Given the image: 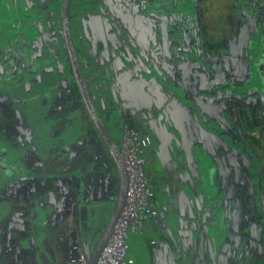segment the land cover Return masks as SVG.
I'll use <instances>...</instances> for the list:
<instances>
[{
  "label": "rangeland",
  "instance_id": "1",
  "mask_svg": "<svg viewBox=\"0 0 264 264\" xmlns=\"http://www.w3.org/2000/svg\"><path fill=\"white\" fill-rule=\"evenodd\" d=\"M49 2L22 0V5L15 2L17 5L11 7L10 0H0V50L3 48L5 54L2 57L0 53V62H6L8 49L15 50L19 57L15 61L19 68L2 74L8 75L5 79L0 76L4 93L0 94V168L7 165L25 172L17 179L14 176L10 184L9 177H3V173L0 176V185L3 182L7 186L0 190V217L5 211L7 214L0 219V264H88L79 241L66 253V242L72 235L70 226H75L76 233L72 231L76 236L88 224L83 211L80 218L76 214L66 227L59 228L58 243L47 232L51 227L32 224L33 219L42 217L43 190L48 186L43 188V181L36 185L34 172H45L49 178L56 170L55 194L47 191L46 195L65 205L60 213L65 214L73 210V203L69 204L70 195L64 194L69 191L63 193L57 188L59 180L61 188L62 184H71L70 174L57 177L58 168L47 169L49 158L53 155L51 159L82 172L90 169L80 157L82 153L72 156L62 152L64 145L73 152V141L88 133L92 121L75 89L76 82L63 67L68 57L63 42L58 44L60 22L51 13ZM157 3L165 8L190 6L196 12L188 16L159 11L153 8ZM73 4L76 50L98 111L103 115L112 104L101 91L102 75L111 82L113 101L124 114L120 126L153 136L151 146L156 147L157 159L161 160V165L155 159L146 168L151 172L158 167L154 176L150 173L158 184L157 197L172 198L169 211L182 233L180 237L175 233L173 239L164 212L156 225L173 244L157 236L153 264H256V260H264V213L255 190L259 181L255 173L261 176L264 187V92L245 97L236 95L234 88L226 93L216 89L227 80L242 85L250 73L253 78L248 81L254 80L264 88L255 69L261 65L260 49L251 45L252 36L260 29L259 42H264V0H191L188 5L183 0H76ZM36 21L46 23L48 37L43 42L45 49L37 54L41 67L37 72L42 74L38 73L35 83L33 75L25 71L29 59L25 36L29 46L41 26ZM28 49L34 52L36 46L31 44ZM27 83L31 84L28 90L23 85ZM49 93L54 96L56 109L50 107L53 100H47ZM48 116L54 122L45 121ZM143 125L148 127L144 129ZM231 126L245 139L256 159L254 165L243 152L229 146V138L228 142L224 140L228 135L239 144ZM201 151L211 156L216 166L211 194L200 186ZM26 176L34 179L25 181ZM78 192L82 194V190ZM69 193L72 198L76 196L71 189ZM103 208L92 212L95 232L102 228L99 222ZM9 218L13 220L6 228ZM153 226H147V232ZM218 230L224 233L223 238ZM44 231L45 239L38 243ZM141 241L139 234L129 233L128 255L148 264ZM59 247L64 257L58 258Z\"/></svg>",
  "mask_w": 264,
  "mask_h": 264
},
{
  "label": "trees",
  "instance_id": "2",
  "mask_svg": "<svg viewBox=\"0 0 264 264\" xmlns=\"http://www.w3.org/2000/svg\"><path fill=\"white\" fill-rule=\"evenodd\" d=\"M183 1H185V3L188 5L189 4V2L191 3V0H183ZM183 6V5H182ZM192 6V5H191ZM155 10H159L160 11V9L161 10H165V11H174V12H184V13H186L188 16H191V15H193V14H195V12H196V10H195V8L194 7H190V6H186L185 8H183V9H181V8H179V7H167V8H165V7H161V6H159V4L157 3V4H155L154 5V7H153ZM74 10V9H73ZM35 15H36V20H38V12L37 13H34ZM71 15H72V17L74 16V13L73 12H71ZM262 32H263V29L261 30L260 29V31H258V33H255L252 37V43H251V45L252 46H254V47H258L259 49H260V60H261V65H257L256 66V68L255 69H257L258 71V74H257V78H259L260 79V82H264V42L261 44L260 42H259V40H260V36L262 35ZM71 34H72V37H73V39H74V36H75V34L71 31ZM26 36H28V35H26ZM250 45V46H251ZM77 55H78V58H79V60H80V57H79V54L77 53ZM189 55V54H188ZM191 55V54H190ZM40 59V58H39ZM41 59H43L44 60V58H41ZM42 60V61H43ZM148 61V60H147ZM37 62V61H36ZM80 62V61H79ZM149 62V61H148ZM38 67H40L38 64H36ZM263 65V66H262ZM44 67V66H43ZM41 68V67H40ZM66 68L68 69V71H69V76L70 77H72V79L75 81V78H74V74H73V70H72V66H71V63H70V60L68 59V64L66 65ZM248 68H249V66H248ZM39 69V68H38ZM37 69V70H38ZM67 71V72H68ZM40 72V71H39ZM66 72V73H67ZM249 72H250V68H249ZM251 74V73H250ZM250 74H249V76L246 78V80L243 82V84L242 85H239V84H236V82L234 81V80H227V82L225 83V84H221V86H219V87H216V89L218 88V89H220V90H222L224 93H226V91H230V92H232L231 91V89H233L234 88V90L237 92L236 93V95H243V96H245V97H251L252 96V94H253V97H254V95L255 94H263V92H264V88L263 87H261V86H259V85H257L256 84V82L253 80L252 82H249L248 80H250V78H253L252 77V75L250 76ZM255 79V78H254ZM107 79H106V77L105 76H102V75H100V79H99V82L101 83V85H102V87H101V91L102 92H105V96L107 97V96H109L110 97V99H111V107H110V109L109 108H107V109H105L106 111H104L103 112V115L101 114V116H102V118H103V120H104V122H105V125H106V127L108 128V130H109V132L111 133V135L113 136V138L116 140V141H119L121 138H122V135H123V133H124V131L126 130V129H128V128H131V129H135V130H138L137 128H134V127H126V128H124L123 129V127L122 126H120V121L119 120H121L122 119V116L124 115L123 113H121V110L118 108V105L113 101L114 100V93H113V91L110 89L111 88V82L110 83H108L107 81H106ZM234 81V82H233ZM248 81V82H247ZM35 84V83H34ZM110 87V88H109ZM75 89H76V91H78V96H79V98H80V101L83 103V105H84V107H85V110H86V112H88L87 111V109H86V106H85V104H84V101H83V98H82V96H81V94H80V91H79V88H78V86H77V84L75 85ZM217 89V90H218ZM229 89V90H228ZM249 89H251V90H253V91H251V90H249ZM251 91V92H249V91ZM97 92H100V90H96ZM180 91V90H179ZM260 91H262V92H260ZM49 92V91H48ZM218 92V91H217ZM54 93V92H53ZM177 93V92H176ZM90 94H91V92H90ZM181 95H183V93L181 92ZM218 95H219V93H218ZM108 98V97H107ZM47 100H53V102H52V104H51V106L50 107H52V108H54V109H56L57 107H56V103H55V101H54V96L52 95V93H49V96L47 97ZM93 101H94V99H93ZM94 103H95V106H96V108L98 109V104H97V102H95L94 101ZM122 114V115H121ZM114 115V116H113ZM88 116L90 117V120L92 121V119H91V116L89 115V113H88ZM114 117V118H113ZM45 121H48V122H52L53 121V119H52V117H50V116H48V117H45V119H44ZM115 120H116V122H115ZM111 121H113V122H111ZM54 122V121H53ZM146 125V124H145ZM145 125H143V127H144V129H146L147 127L145 126ZM139 131V130H138ZM230 131H232V133L235 135V139L236 140H239L238 141V143L239 144H234L233 142H234V139H230V137L227 135V136H224L223 138H224V140H228V138H229V141L230 142H228V144H229V146H231V147H233L234 149H237L238 150V152H243L244 153V155H246V157H247V160L251 163V164H255L256 163V159H255V157H254V155L252 154V152H250V150H249V148L246 146V141H245V139L244 138H242L241 136H240V134H239V132H237L236 131V129H234V127L233 126H231V128H230ZM140 132V131H139ZM149 132V131H148ZM140 133H143L142 131L140 132ZM143 134H146L147 135V133L146 132H144ZM149 134H151V132L149 133ZM114 135H116V137H117V139L115 138V136ZM150 137H151V139H152V137L153 136H151V135H149ZM101 137V136H100ZM257 144H259V142L258 141H255ZM148 151H149V148L147 149V151H146V158H148V155H147V153H148ZM158 158V157H157ZM198 165H199V171H200V173H201V177H202V183L200 184V186H201V188H203L205 191H206V193H208V194H211V190H213V188H214V186H215V175H216V173H215V168H216V166L214 165V163L213 162H211V156H209L206 152H204V151H201L200 152V154H199V156H198ZM159 164L161 165V163L159 162ZM255 166H257V165H255ZM17 168H18V166H17ZM4 169V170H3ZM3 169H1L0 168V176H2L1 174L3 173V177H9L8 179H9V181H8V184H10V183H14V182H12V181H14V176H16L15 178L17 179L18 177V175L19 174H21V175H25V172H18V171H16V169L14 168V167H10V166H7V165H5L4 166V168ZM2 170V171H1ZM7 172H10V174H8L7 175ZM157 172H159V170H158V167H154L153 169H151V172H149V173H153L152 175L154 176ZM84 172H82V170L80 169H78V171H77V175L79 176V177H81L82 176V174H83ZM27 175H29V171L26 173ZM31 175V174H30ZM255 176H256V180H259L258 181V185H256L254 188H255V190H257L258 191V193L260 194V197H258V201H259V203H261V205H262V200H261V188L264 190V187H263V184H262V179H261V176L260 175H258L257 173H255ZM34 177L37 179V182H36V185H40V180L42 179V177H43V174L41 175V174H39V173H37V172H34ZM2 178V177H1ZM3 179V178H2ZM28 179H34V178H32V176L31 177H28V176H26V178L24 179L25 181L26 180H28ZM155 181L156 180H154V178H151V187H152V189H153V191H154V193H155V201H156V208H157V214L153 217V218H151L149 221H148V224L146 225V228H147V226H153L154 224V226H153V228H150L149 229V232L150 231H152L150 234L147 232V229L145 228V230H144V234H139L140 236H142L141 238H142V242H141V248H142V250L144 251V254L147 256V262H148V264H153V262H152V258H153V250H154V248H155V246H156V242L158 243V238H156L157 236H161L162 237V241H165V242H167V244H170V245H172L173 244V242L171 241V240H169V239H166V237H164V235H163V233H161L158 229V227H157V225H156V223L158 222V221H160L159 219L162 217V215L164 214V212H165V223H166V220L167 221H169L170 222V219H171V217L174 215L172 212H169V211H166V209H164V202H165V200H164V196L163 195H161V198H159L158 199V197H157V192H159L158 191V189H157V186H158V184L156 185V183H155ZM179 182V184H181L180 183V181H178ZM7 186H6V183H3L2 182V184L0 185V190H3V189H1V188H6ZM160 187V186H159ZM48 189V190H47ZM47 189L45 190V191H54L55 190V185H53V183H52V180H50L49 181V185L47 186ZM56 191V190H55ZM45 193V192H44ZM49 206V205H48ZM50 207V206H49ZM100 207V205L99 204H94V205H91L90 206V208H88L87 207V209L84 211V213H83V217L85 218L86 216H88L87 217V219H88V224H86L85 223V225H84V228H82L81 230L83 231H81V230H79L77 233L79 234V237H80V239H79V243H80V246H81V251H82V253L88 258V249L90 248L89 246L90 245H88V244H93V245H96L98 242L97 241H92V240H90L89 238H90V233L92 232V231H94V227H92L91 226V224H93V222H94V218L91 216L92 215V212H94L93 210H95V209H97V208H99ZM40 210H42L41 208H39ZM262 210V209H261ZM262 212H263V210H262ZM6 213V211L1 215V217H0V219H3L7 214H5ZM7 213H8V209H7ZM41 213H42V217H40V220H37V219H39V218H35V219H33V221H32V224H36V225H38L39 227H45V225L42 223V219H43V216H44V214H46V212H45V209H43L42 211H41ZM38 214V213H37ZM79 216V215H78ZM79 218H80V216H79ZM86 219V220H87ZM12 220H13V218L12 219H7L6 221H5V226H6V228H8V226H9V224L12 222ZM82 220V219H81ZM158 220V221H157ZM166 224H168V223H166ZM263 224H264V221H263ZM65 226V225H64ZM66 227V226H65ZM75 227V226H74ZM74 227L73 226H71L70 227V229L72 228V230L74 231ZM59 228H61V227H59ZM51 229V228H50ZM50 229L47 231V232H49L50 231ZM169 230L171 231V236L173 237V239H175V233H176V229L175 230H173V228H169ZM218 232H219V234L221 235L222 234V238H223V236H224V233H221L219 230H218ZM148 233V234H147ZM154 233H156V240L155 239H153L152 237L154 236L153 234ZM215 233H213V235H214ZM38 235H39V233H38ZM89 235V236H88ZM43 236H45V231L43 232V235L42 236H38V238H37V241H38V243L39 242H41V238L39 239V237H43ZM86 237V238H85ZM219 237V236H218ZM145 238V239H144ZM128 240V239H127ZM145 240H146V245H145ZM177 240H178V237H177ZM218 240V239H217ZM22 245H26V242L24 243V244H22ZM68 245V244H67ZM66 245V246H67ZM128 245V244H127ZM86 246H88V247H86ZM126 256H127V258H129V259H131L132 261H133V264H141V263H139V261L137 260V259H135L134 257H132V256H129L128 255V248H127V252H126ZM256 264H264V260H256Z\"/></svg>",
  "mask_w": 264,
  "mask_h": 264
},
{
  "label": "crops",
  "instance_id": "3",
  "mask_svg": "<svg viewBox=\"0 0 264 264\" xmlns=\"http://www.w3.org/2000/svg\"><path fill=\"white\" fill-rule=\"evenodd\" d=\"M93 131L94 130L92 128H90L88 133L84 132L85 135H81L80 137H78L79 139L73 141V143L75 145H74V148H73L74 150L72 153L70 151V148L65 147V145H64V148H62V150H63L62 152H64L67 155L70 153L72 156H76L77 154L80 155V153H82V155H80V157L83 159V161L87 162V165L90 167V169H85L84 173L82 174L81 177H79L77 175L78 170L76 168H74L72 166L63 165V163L60 162L57 158L51 159L53 157V155L49 158V163L47 165L48 166L47 169L49 168V169L53 170V169L58 168L59 175L57 177L61 176L60 173L62 175L70 174L68 177L71 178V180H69V182L71 184H66L64 186L62 184V188H61L60 180H59V188H57V189H63V193L65 192V190L70 192V189H71L72 193L76 194V196L74 198H72L73 195L71 193H69V192L64 193L65 195H70V197L68 199L69 204L71 202L73 203L72 205L74 208H73V210L71 209L72 211L70 210L71 213L68 212L65 214H60L61 212H63L65 205L60 206L61 202H59L55 198H54L55 200L52 199V196L55 194V191L50 192V193H52V196L47 197V195H46L47 191H45V190L47 188H45V187L47 184L49 185V181L52 180L53 185H55V183H57V180L54 181V179H53V177L56 174V170H53L52 173L49 174V178H46L47 174L45 172H43L44 173L43 177L39 181L40 184L43 181V184H44L43 188H45V190H43V193L45 192V195L43 196V205H44L43 209H45L46 214H44L42 221H43L44 225H48L49 227H51V229L48 233H50V235L52 234V237H55L54 239H55L56 243H58V238L60 235L58 233L59 227L64 228L67 224L70 223V221H72L73 217L76 216V214L79 215L81 211H83V213H84V211L87 209V207L90 208V206L94 205V204H99L101 208L104 207L103 213L100 217L101 219L99 222V226L102 228L96 229L97 233L95 231H92L90 233L91 235L89 238L92 241L98 242L100 240L107 224H108V221H109V219L113 213V210L115 208V205H116V201H117V198L119 195V186H120L117 167H116V165H115V163L111 157V154L109 153L108 149L104 145L103 141L99 137L96 138L97 135H95V138H94V132ZM84 147H86V149H84ZM151 148H152V150H151ZM151 148L149 149V154L147 153L148 162L151 163V161L155 160V159L158 160V162H160L161 160L157 159L158 154H157L156 147L151 146ZM113 163H114L115 167H114ZM112 165H113V167H112ZM81 170L83 171V169H81ZM80 178L83 181H82L81 186L79 188H77L76 185H77V182L80 180ZM48 179H49V181L47 183H45ZM78 190H82L81 195L79 194ZM59 192H61V190ZM47 194H49V193H47ZM60 194L61 193H59V195ZM171 200H172V198H171ZM171 200L169 198V199H166L164 202V206L166 205L165 208L167 209V211L170 210L169 205H170ZM49 201H51V203ZM47 203L50 204V207L47 205ZM41 205H42V202H41ZM169 212H171V211H169ZM174 217H175L174 215L171 217L170 222L166 220V223H168L170 228H173V230L176 229L177 230L176 233L179 234L178 236L180 237L182 230L180 229V227L177 224L175 225L174 220H173V219H175ZM51 219L53 220L52 223H51ZM46 220H47V222H46ZM71 226H73V225H71ZM55 230H57V231H55ZM70 232H71L70 235L71 234L72 235L69 237V240L66 242L68 244L66 246V253L68 251H69L68 253H70L71 246L76 245L80 239L78 233L75 236L76 231H74L75 232L74 233L72 230H70ZM151 232L152 231H150V232L148 231L149 234ZM153 235L154 236L152 238L156 240V238H157L156 233H154ZM40 238L43 239L44 236L39 237V239ZM146 243L147 242L145 240V245H146ZM156 244H157V242H156ZM59 248H60V252H59L60 256L58 258H61L63 256V253L61 251V247H59Z\"/></svg>",
  "mask_w": 264,
  "mask_h": 264
},
{
  "label": "built area",
  "instance_id": "4",
  "mask_svg": "<svg viewBox=\"0 0 264 264\" xmlns=\"http://www.w3.org/2000/svg\"><path fill=\"white\" fill-rule=\"evenodd\" d=\"M151 143L148 134L131 128L126 129L118 141L128 174V193L124 210L98 264H133L126 256L128 235L143 234L148 221L157 214L151 175L146 168L145 154Z\"/></svg>",
  "mask_w": 264,
  "mask_h": 264
},
{
  "label": "water",
  "instance_id": "5",
  "mask_svg": "<svg viewBox=\"0 0 264 264\" xmlns=\"http://www.w3.org/2000/svg\"><path fill=\"white\" fill-rule=\"evenodd\" d=\"M18 5H22V0L15 1ZM14 1L11 2L10 6L13 7L17 5ZM71 0H63L62 7V30L64 35V43L65 48L68 53V57L72 66L75 82L79 88L80 94L83 98L86 109L91 116V119L96 126L99 135L101 136L104 145L108 149L111 157L117 167L118 175H119V195L116 201L115 208L113 213L108 221V224L96 244V246L91 249H88V264H98L101 253L104 248L107 246L109 240L111 239L115 226L121 217V214L126 205L127 193H128V174L124 164V160L120 149L118 147V142L113 138L108 128L105 125V122L99 113L98 109L95 106L93 98L89 92L87 83L85 81L83 71L81 68V64L79 62L74 44L73 37L71 34V25H70V8H71ZM15 7V6H14ZM22 7V6H21ZM28 34V33H27ZM26 35V34H25ZM261 200H262V210L264 213V190L261 188Z\"/></svg>",
  "mask_w": 264,
  "mask_h": 264
},
{
  "label": "flooded vegetation",
  "instance_id": "6",
  "mask_svg": "<svg viewBox=\"0 0 264 264\" xmlns=\"http://www.w3.org/2000/svg\"><path fill=\"white\" fill-rule=\"evenodd\" d=\"M47 1V0H46ZM75 2V0H71V8H70V25H71V31L74 33V20H75V15L72 17V15H71V12H73L74 10V2ZM48 6L50 7V8H52L51 9V13H53L54 14V18L57 20H59V25L57 26V29L58 30H60V31H57V38H58V44H61V41L63 42V45H65V43H64V35H63V30H62V26H63V24H62V7H63V0H50V2H49V4H48ZM73 8V9H72ZM74 13V12H73ZM41 19V18H40ZM37 23H40L41 24V26L38 28V30L35 32V34H34V36H33V40H32V42H31V44H34L35 46H36V49H35V51L34 52H32V51H30L29 49H28V47H30L31 46V44H29V46H28V44L27 43H29L30 41L28 40V39H26L28 36H25V52L27 51V53H28V56H29V59H28V61H27V63L25 64V67H26V70L25 71H28L29 72V74H32L33 75V80H34V82L36 83V80L38 79L37 77H38V73L39 72H37L38 70V66H36L37 67V69H35V67H33V64H34V62L37 60V59H39V57H38V55L37 54H41L42 53V51L45 49L44 47L45 46H43L45 43H43L44 41H45V39H47V38H45L47 35H48V30H47V25H46V23L44 22V21H36ZM45 23V24H44ZM37 25V24H36ZM38 33V35L36 36V34ZM41 33V34H40ZM48 37V36H47ZM73 44H74V47H75V50H76V42H75V36H74V39H73ZM28 50H27V49ZM3 48H1V50H0V53L2 54V57L5 55V54H3ZM22 51V50H21ZM9 53L8 54V56L6 55V62H5V60H3V62H0V76L2 77V78H6V76H8V75H6V76H3L2 74H9L10 72L9 71H12V69H17V68H19V66H16L15 67V65H17L16 63H15V61L17 62V60L19 59V57H17V54L15 53V50L14 51H12V50H6L5 51V53ZM76 53H78L79 54V52L76 50ZM15 54V55H14ZM66 55H67V57L69 56L68 55V53H67V51H66ZM31 56V57H30ZM78 56V55H77ZM79 57H81L80 56V54H79ZM68 59H69V57H68ZM79 59V58H78ZM81 59V58H80ZM80 61V60H79ZM45 62V61H44ZM24 63V62H23ZM22 63V64H23ZM36 64H37V62H36ZM80 64H81V62H80ZM44 67L48 70V68H47V66H46V64L44 65ZM64 67V69L66 70V65H64L63 66ZM81 68H82V65H81ZM82 71H83V75H84V78H85V74H84V70H83V68H82ZM37 72V73H36ZM15 73H16V71H15ZM34 73V74H33ZM40 74H42L41 72H40ZM16 78V77H15ZM14 81H17V80H14ZM85 81H86V78H85ZM74 83H75V81H74ZM87 83V82H86ZM17 84V83H16ZM24 85V87H25V89L26 90H28V88L31 86V84H29V83H27V84H23ZM76 85V84H75ZM88 86V85H87ZM16 87V86H15ZM89 89V88H88ZM90 92V91H89ZM0 94H4L3 93V91H1L0 90ZM92 96V95H91ZM93 98V97H92ZM91 125V127L95 130V132H96V134L97 135H99V133H98V130H97V128H96V126L94 125V123H93V121H92V123L90 124ZM99 138L102 140V138L100 137V135H99ZM103 141V140H102ZM118 142V141H117ZM104 143V142H103ZM88 245H90L89 247L91 248V249H93L96 245H93V244H88ZM86 247H88V246H86Z\"/></svg>",
  "mask_w": 264,
  "mask_h": 264
},
{
  "label": "clouds",
  "instance_id": "7",
  "mask_svg": "<svg viewBox=\"0 0 264 264\" xmlns=\"http://www.w3.org/2000/svg\"><path fill=\"white\" fill-rule=\"evenodd\" d=\"M144 234V233H143ZM87 260H88V258H87Z\"/></svg>",
  "mask_w": 264,
  "mask_h": 264
}]
</instances>
